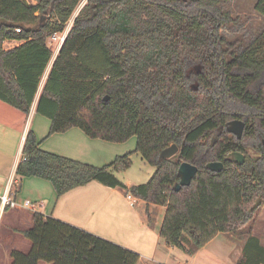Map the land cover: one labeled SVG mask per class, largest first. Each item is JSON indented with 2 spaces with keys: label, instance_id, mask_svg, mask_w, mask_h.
I'll list each match as a JSON object with an SVG mask.
<instances>
[{
  "label": "trees",
  "instance_id": "obj_1",
  "mask_svg": "<svg viewBox=\"0 0 264 264\" xmlns=\"http://www.w3.org/2000/svg\"><path fill=\"white\" fill-rule=\"evenodd\" d=\"M82 1L0 0V102L29 113L53 55L47 39L63 30ZM229 1L86 0L50 68L36 113L50 121L49 135L78 128L110 143L136 137L135 152L154 173L147 183L127 188L114 172L130 167V154L93 167L42 151L28 132L14 194L25 177L49 181L57 196L90 182L120 188L165 207L159 236L188 256L218 234L249 235L264 204V30L235 52L237 42L220 34L233 22L220 8ZM254 9L264 16V0ZM8 41L20 44L5 50ZM234 120L244 123L240 139L227 132ZM171 145L177 154L161 158ZM234 152L244 156L242 165L229 158ZM183 162L197 173L175 192ZM209 163H222V170H207ZM15 233L31 248L11 251L10 264L140 260L40 213L32 214L30 228ZM237 264H264L256 237L244 240Z\"/></svg>",
  "mask_w": 264,
  "mask_h": 264
},
{
  "label": "crops",
  "instance_id": "obj_2",
  "mask_svg": "<svg viewBox=\"0 0 264 264\" xmlns=\"http://www.w3.org/2000/svg\"><path fill=\"white\" fill-rule=\"evenodd\" d=\"M257 1L253 0L254 8ZM236 2L240 5L243 0H231L222 4L232 6ZM8 42L16 43V46L20 44L17 41ZM58 52L53 51L52 59L27 115L0 102V196L10 181H13L14 184L17 183L16 169L22 160V148L28 132L35 136L42 151L94 167H101L111 161L115 155L129 150L123 143L91 139L78 128L49 135L50 121L36 113V106ZM122 183L127 188L132 186L124 181ZM126 196V192L120 188L105 187L97 182H90L57 196L49 181L36 177H25L20 181L18 193L14 195L19 208L9 209L5 212L0 211L2 213L0 219L1 223L4 221V224L10 228L28 229L32 226L33 212L23 207L24 202H43V208L37 213L140 253L138 264H237L241 260L243 241L228 237L226 234H218L192 256H188L178 249L167 247L159 236L165 207L146 204L132 196V200H128ZM144 210L147 217H144ZM154 212L159 214L161 222L157 219L155 222L151 221V214ZM148 218L151 222L149 224L147 223ZM155 224H157L154 231L156 232V246H158L156 251L161 249L160 253L157 251L159 255L150 253L148 255V251H144V249L130 247L129 242H133L135 239L143 238L149 241L151 238L153 239L149 231L150 228H155ZM10 232L13 231L9 230L3 239L12 245L5 248L0 245V260L2 256L4 264H10V252L17 250L20 244L18 240L12 239ZM2 233L5 232L0 224V238ZM248 236L246 235L245 239ZM251 236L256 237L264 247L262 236L256 235L253 231ZM145 258L150 259L149 263L145 262Z\"/></svg>",
  "mask_w": 264,
  "mask_h": 264
},
{
  "label": "rangeland",
  "instance_id": "obj_3",
  "mask_svg": "<svg viewBox=\"0 0 264 264\" xmlns=\"http://www.w3.org/2000/svg\"><path fill=\"white\" fill-rule=\"evenodd\" d=\"M26 2H30V0H26ZM85 3H86V0H83L78 5V7L75 9L71 17V20L77 16L78 12L85 5ZM220 8L223 11L229 12L231 17L233 18V22L231 24H228L222 27L220 34L230 42H235V41L237 42L236 47H235V52H238V53L241 52V50H243L250 42H252L264 30V16L258 15L255 12L254 6H253V0H243V2L240 5H238L236 2L232 6H229L228 4H221ZM47 44L53 51V46L55 45V42L52 41L50 37L47 39ZM15 46H16V43H12V42L3 43V48L5 50L12 49ZM260 142L262 144L264 143V137L260 139ZM136 143H137L136 137L130 138L128 141L123 143V144H126L127 146L125 148L129 149L127 152H124L120 155H115L111 161L101 166V167L109 166L111 163H113L116 160V158L130 154V157H129L130 162H131L130 167L127 170L114 172V174L119 180L121 179L122 181L127 182L128 184L132 186H138V185L147 183L150 177L152 176V174L154 173V168L151 165H149L146 161H144L138 153L135 152ZM249 154L251 156H254L252 152H249ZM101 167H98V168H101ZM143 214H144V217L148 216L145 210L143 211ZM1 215L2 213L0 212V218H1ZM159 217H160L159 214L154 212L151 214V221L155 222L156 219L159 221ZM159 222H161V220ZM147 223L148 224L151 223L149 218L147 220ZM0 224H2V228L4 229V232H5L1 234L2 236L0 238V245H2L5 248L8 245H12L11 243L9 244V242H6L7 241L6 239H3L5 234L9 230L15 232V230H18V229L10 228V226L8 225L6 226L4 224V221L1 223V219H0ZM156 225L157 224L154 225L155 226L154 229H152L153 227L150 226L152 228H150L149 234L153 236V239L151 238L150 241L145 240L143 238L135 239L133 240V242H129L130 247H132L133 249H144V251H148L147 253L148 255L149 253L152 255L153 254L159 255L158 253L161 252V249L159 248L157 250L158 251L157 253L156 249L158 248V246H156L157 245V241L155 238L156 232L154 231L156 230ZM252 231L256 235L260 237L262 236L263 237L262 239H264V204L260 210L258 218L256 219V222L249 235L252 234ZM13 232H10L12 239L16 241L18 240L20 242L17 250L23 253L28 252L31 248V244L28 241L22 239L19 234H15ZM226 235L231 238H236L237 240H242L243 243L246 237V235L240 236L239 234H232V233L226 234ZM128 250L133 251L131 249H128ZM137 254L139 255L140 253H137ZM148 260L150 259L145 258L146 263H149ZM0 264H4L2 256H1Z\"/></svg>",
  "mask_w": 264,
  "mask_h": 264
},
{
  "label": "water",
  "instance_id": "obj_4",
  "mask_svg": "<svg viewBox=\"0 0 264 264\" xmlns=\"http://www.w3.org/2000/svg\"><path fill=\"white\" fill-rule=\"evenodd\" d=\"M243 129L244 123L238 120L231 121L227 126V132L236 136L238 139H240L243 133ZM177 152V146L171 145L161 152L160 157L164 159H170L171 157L176 155ZM229 158H231L237 165H242L244 163V156L240 153H231L229 155ZM206 169L214 173H219L222 170V163H209L206 165ZM196 173V167L185 162L181 163L177 172L179 182L174 186V191L178 192L182 187L189 186Z\"/></svg>",
  "mask_w": 264,
  "mask_h": 264
},
{
  "label": "built area",
  "instance_id": "obj_5",
  "mask_svg": "<svg viewBox=\"0 0 264 264\" xmlns=\"http://www.w3.org/2000/svg\"><path fill=\"white\" fill-rule=\"evenodd\" d=\"M74 19H75V17L72 20L70 18L69 21L65 24V26L61 32L55 33V34L50 36V39L55 42V45L53 46V51H55V53H57L59 51L60 47L62 46L67 34L69 33V31L72 27ZM15 31H16V33L20 32L19 29H16ZM13 188H14V182L10 181V183L8 184L4 193L0 196V211L1 212L4 210L5 207H8L9 209H18L19 208V205L16 203V201L14 199L15 194H14ZM126 197L128 200H132L131 195L127 194ZM43 206H44L43 202L33 203V202L26 201L23 204L24 208L31 210L33 213H37L39 210H41L43 208Z\"/></svg>",
  "mask_w": 264,
  "mask_h": 264
}]
</instances>
